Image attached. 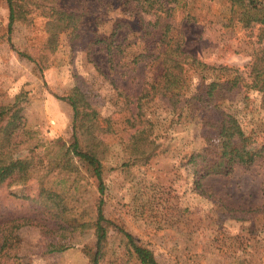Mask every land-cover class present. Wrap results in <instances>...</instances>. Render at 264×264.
Returning a JSON list of instances; mask_svg holds the SVG:
<instances>
[{
    "label": "rangeland",
    "instance_id": "obj_1",
    "mask_svg": "<svg viewBox=\"0 0 264 264\" xmlns=\"http://www.w3.org/2000/svg\"><path fill=\"white\" fill-rule=\"evenodd\" d=\"M25 15L31 23L17 22L7 36L8 6L0 0V103H17L33 129L37 148L21 150L17 158L43 160L57 154L58 139L67 142L72 132L73 112L65 99L79 87L88 96L103 120H110L111 133L105 136L101 155L105 190L71 154L63 165L77 174L34 173L26 184L0 187V221L24 218L17 229L19 261L22 264H93L95 237L90 224L95 205L102 196L104 216L114 224L102 244L98 264H139L129 253L118 229L128 232L138 244L150 249L158 264H264V108L261 94L241 90L231 103L217 102L234 114L241 127L252 136L246 150L251 163L235 165L226 175H210L197 187L198 174L189 159L193 153L214 148L203 138L199 115L174 118L158 99L143 108L149 120V140L154 141L147 159L134 164L129 136L135 129L127 120L133 116L134 97L150 76V64H131L146 47H154L167 24L170 36L181 40L183 50L206 66L236 69L245 79L264 62V39L260 26L244 29L230 21L229 0H160L163 12H142L134 2L123 0H59L61 8L82 15L88 31L109 37L123 53L109 62L104 46L86 44L72 47L68 35L60 36L54 53L46 49L44 32L46 0H37ZM45 54L46 67L20 53ZM184 76L192 83L206 76H224L220 71L185 67ZM245 93V94H244ZM55 154V155H53ZM203 163L196 170L204 171ZM64 195V219L37 204L40 189ZM24 197H33V203ZM71 219L72 225L65 222ZM57 248V249H55Z\"/></svg>",
    "mask_w": 264,
    "mask_h": 264
},
{
    "label": "trees",
    "instance_id": "obj_2",
    "mask_svg": "<svg viewBox=\"0 0 264 264\" xmlns=\"http://www.w3.org/2000/svg\"><path fill=\"white\" fill-rule=\"evenodd\" d=\"M8 6L7 36L11 34L17 22L31 23L33 18L26 16L25 9L30 5L37 6V0H4ZM50 6L45 9L46 21V49L54 53L60 45V36L65 33L71 41L72 47H79L85 34L90 33L86 48L90 46H104L108 60L112 63V56L123 53L120 43H115L113 30L109 37L98 35L96 31L82 28V15L76 14L65 8L55 6L59 0H46ZM125 3L134 2L145 13L151 11L163 12L160 0H123ZM231 18L236 20L242 28H259V38L264 39V0H229ZM171 27L165 25L160 33L154 34L158 44L146 47L137 54L131 64L136 65L141 61L150 64V76L145 81L144 87L134 97L133 116L127 122L135 129L129 136V148L133 158L129 163H136L147 159L152 150L154 141L149 140V120L144 118L143 108L146 104L158 99L163 101L171 110L174 118L180 121L186 115L193 117L199 115L203 138L209 146L213 147L215 158L208 161L211 150H202L193 153L189 159L195 172L198 174L197 187L201 188V181L210 175H226L235 165L247 166L251 163L246 155L248 146L252 143V136L241 127L237 117L227 111L217 100L222 97L228 102L237 98L241 90L255 91L261 94V106L264 108V62L259 69L250 71L249 79L236 69L227 67L206 66L196 57L183 50L181 40H174L170 36ZM20 53V52H19ZM22 57L39 66V71L47 65L44 62L45 54L31 55L27 52L20 53ZM192 67L208 71H220L224 76L208 78L203 76L192 83L189 89L184 76V68ZM245 94V93H244ZM72 108V132L69 140L64 142L58 139L53 142L57 146V154L46 160L38 158H17L15 155L21 150L37 148L34 142L33 129L28 125L17 103H0V187L7 181L11 184H26L33 178L34 173L49 176L54 172L76 173L71 167L63 165V159L68 154L79 163L97 183V190L102 195L105 190L103 166L101 155L105 150L104 138L111 133L110 120H103L98 110L92 106L88 96L79 87L72 88L65 97ZM37 141V139L35 140ZM204 171L196 170L199 163H203ZM61 192L41 188L38 197L34 200L51 211L56 219H64L67 207L64 204V195ZM33 203V197H24ZM104 200L102 196L95 205V216L90 224L95 237V252L93 264H98L101 257L102 244L106 239L109 227H115L105 216L103 211ZM65 222L72 225L71 219ZM28 220L17 218L0 221V264H22L19 261V238L17 229L26 225ZM126 242L130 254L139 264H158L152 251L144 247L125 230L118 229ZM57 249V248H55Z\"/></svg>",
    "mask_w": 264,
    "mask_h": 264
}]
</instances>
